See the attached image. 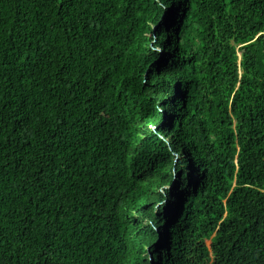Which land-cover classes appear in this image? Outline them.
<instances>
[{"label": "trees", "instance_id": "obj_1", "mask_svg": "<svg viewBox=\"0 0 264 264\" xmlns=\"http://www.w3.org/2000/svg\"><path fill=\"white\" fill-rule=\"evenodd\" d=\"M207 263L264 264V0H0V264Z\"/></svg>", "mask_w": 264, "mask_h": 264}, {"label": "rangeland", "instance_id": "obj_2", "mask_svg": "<svg viewBox=\"0 0 264 264\" xmlns=\"http://www.w3.org/2000/svg\"><path fill=\"white\" fill-rule=\"evenodd\" d=\"M238 47V45H235V48H237ZM237 54H238V58H237V65H238V79L236 80V82H235V84H234V89H236L237 87H238V82H239V80H240V77H241V74L243 73V69H242V67L240 66V54L237 52ZM205 242L207 243V245H209V243H210V240H209V238H205ZM208 264V263H207Z\"/></svg>", "mask_w": 264, "mask_h": 264}]
</instances>
